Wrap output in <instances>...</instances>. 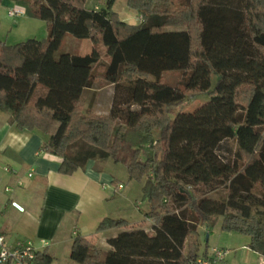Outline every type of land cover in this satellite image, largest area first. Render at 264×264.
<instances>
[{"label": "trees", "instance_id": "1", "mask_svg": "<svg viewBox=\"0 0 264 264\" xmlns=\"http://www.w3.org/2000/svg\"><path fill=\"white\" fill-rule=\"evenodd\" d=\"M11 1L45 21L48 36L13 45L0 40V114L20 130L48 135L41 149L61 159V174L89 160L122 162L142 183L145 217L154 219L146 230L104 217L97 232L124 228L108 239L110 249L102 254L96 235L76 234L70 259L194 264L198 227H213L217 216L222 231L245 235L247 248L264 257V221L246 201L255 194L264 207V0H237L236 7L222 0H127L143 19L138 24L120 19L114 0L101 9L88 8L87 0ZM66 34L89 38L92 51L57 55ZM170 71L180 74L175 87L163 77ZM120 78L132 83L125 98L107 113L83 115V91ZM186 91L217 98L172 118ZM230 139L236 149L224 160L217 148ZM220 188L223 201L207 196ZM33 259L52 261L46 251Z\"/></svg>", "mask_w": 264, "mask_h": 264}, {"label": "crops", "instance_id": "2", "mask_svg": "<svg viewBox=\"0 0 264 264\" xmlns=\"http://www.w3.org/2000/svg\"><path fill=\"white\" fill-rule=\"evenodd\" d=\"M13 4L11 0H2L0 7ZM86 6L97 8L88 3ZM47 139L48 135L43 136L36 129H18L9 115L0 114V165H8L9 161L14 164L3 167L10 176L8 185L0 189V231L9 242L30 240L37 251L51 256V264H78L69 257L76 234L96 235L100 248L104 240L124 230L111 227L97 232L104 217L124 219L129 225L142 224L144 229V224L149 225L146 200H141L139 210L134 207L135 201L131 202L129 206L136 212L129 208L128 217L126 209L114 208L113 200L123 187L121 183L115 186L102 161L89 160L74 173L61 174V159L41 149Z\"/></svg>", "mask_w": 264, "mask_h": 264}, {"label": "rangeland", "instance_id": "3", "mask_svg": "<svg viewBox=\"0 0 264 264\" xmlns=\"http://www.w3.org/2000/svg\"><path fill=\"white\" fill-rule=\"evenodd\" d=\"M106 1L107 0H87L86 3L90 5L93 4V6L96 5V9H101V7L105 6ZM222 2L230 3L231 7H236L238 5L237 0H222ZM7 9V7H0V40L2 42L5 44L7 43V45H13L29 38H35L39 40L47 38L48 30L45 21L38 18H32L27 15L11 18L7 14ZM111 9L118 14L120 19L128 23L138 24L143 20L139 13L127 5V0H114ZM228 26H231L230 23ZM91 51L92 43L89 38L77 39L70 34H66L56 54L59 55L60 53L68 52L72 54L76 53L79 55H84L90 53ZM163 77L168 85L175 87L178 84L180 74L176 71H170L165 72ZM147 79L153 81L154 77L150 76ZM216 79L217 75H212V88L216 82ZM130 85H132V83L127 82L123 78H120L117 84H111L105 80L94 82L90 88L83 91V115L93 113H107L114 102L125 98L126 88ZM216 98L217 96L211 97L206 94L197 95L186 91L183 99V105L178 108H171L170 116L174 118L183 113H194L196 110L203 107L210 101L215 100ZM41 134H43V136H47L42 132ZM235 149L236 146L232 139L225 140L217 148V154L222 159L228 160L235 152ZM102 163L104 165L105 172L113 177L115 186L116 183L122 184L123 189L120 193H117L115 200H113V206L116 210L119 208L121 209V207L126 209L127 214L125 215L128 217L130 214V209L136 212L133 207L129 206L131 202L135 201L134 207L138 210L141 208V200L143 199L141 192L142 183L128 177L126 167L122 162L114 163L112 160L107 159L102 161ZM8 165L14 167V164H12L10 161ZM8 165H0L1 191L4 190L5 185H8L10 173L4 171L3 169L4 166H6L5 168H9ZM207 196L215 200L223 201L226 198V190L220 188L218 191L216 190L211 192ZM246 201L250 204L251 210L255 216L259 220L264 221V207H262L259 203L260 198L255 194H249L246 198ZM216 218L217 221L213 227H198V238L196 240L198 256H200L202 253L207 234V245L209 249L215 247L226 252L224 259L221 260L219 264H264V257H259L258 254L247 248L245 242L248 241V237L237 232L222 231L219 224L222 220V216H217ZM153 224L154 219L150 218L149 225L144 224V227L147 230L150 229ZM108 239L104 240V243L101 244L100 249L102 250V254L110 249ZM181 243L186 244V240L182 239Z\"/></svg>", "mask_w": 264, "mask_h": 264}, {"label": "built area", "instance_id": "4", "mask_svg": "<svg viewBox=\"0 0 264 264\" xmlns=\"http://www.w3.org/2000/svg\"><path fill=\"white\" fill-rule=\"evenodd\" d=\"M7 14L11 18L23 16L25 9L23 6L14 3L7 9ZM36 251L32 241L16 240L9 242L5 234L0 231V264H33ZM208 252L210 253L208 257L200 255L194 264H219L226 254L224 250L215 247L210 248Z\"/></svg>", "mask_w": 264, "mask_h": 264}, {"label": "water", "instance_id": "5", "mask_svg": "<svg viewBox=\"0 0 264 264\" xmlns=\"http://www.w3.org/2000/svg\"><path fill=\"white\" fill-rule=\"evenodd\" d=\"M18 209H21V206H19L18 204H14ZM207 237H208V235L206 234V239L205 240H207Z\"/></svg>", "mask_w": 264, "mask_h": 264}]
</instances>
